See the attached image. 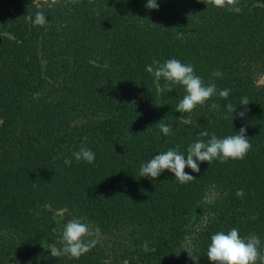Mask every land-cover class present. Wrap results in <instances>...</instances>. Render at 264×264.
<instances>
[{
	"label": "trees",
	"instance_id": "trees-1",
	"mask_svg": "<svg viewBox=\"0 0 264 264\" xmlns=\"http://www.w3.org/2000/svg\"><path fill=\"white\" fill-rule=\"evenodd\" d=\"M157 3L59 0L38 9L33 0H0V264H212L211 236L232 228L256 234L264 254V0H239L240 13L201 0ZM39 10L42 27L30 19ZM147 24L169 40L138 36ZM171 58L193 65L205 85L231 89L228 98L175 111L184 88L160 91L145 70ZM243 97L250 103L241 118ZM241 127L252 145L243 160L197 161L186 184L167 170L155 180L139 175L161 152L178 147L187 159L198 139ZM78 139L76 151L92 150L93 163L73 154L52 162ZM73 218L98 228L99 242L79 259L51 257L40 244L60 247Z\"/></svg>",
	"mask_w": 264,
	"mask_h": 264
},
{
	"label": "clouds",
	"instance_id": "clouds-1",
	"mask_svg": "<svg viewBox=\"0 0 264 264\" xmlns=\"http://www.w3.org/2000/svg\"><path fill=\"white\" fill-rule=\"evenodd\" d=\"M33 2L36 8L43 9L44 7H53L59 3V0H33ZM201 2L233 13L242 11L239 7V0H201ZM146 8L158 10L157 0H147ZM30 19L34 26L42 27L47 23L43 10L35 12L34 17ZM145 70L155 78L157 88L160 91L171 92L174 85H180L184 88L186 94L178 103L175 110L177 112H191L197 105H203L214 95L227 99L231 92V89L227 88L218 91L215 83L205 85L203 79L195 73L193 65L182 63L175 58L168 59L163 63L153 59L150 65H146ZM212 76L221 78L223 73L216 70ZM161 79L166 82L163 88L159 85ZM249 103L247 97L241 98L240 105L244 106V110L238 113L239 117L245 116ZM211 108L218 109L219 105L213 103ZM236 108L231 103L226 105L228 113L233 114L236 112ZM225 118L227 119V116ZM158 126L165 136L172 135L170 124L159 123ZM209 135L207 130H202L199 133L201 137H208ZM251 148L252 145L246 135L245 127H241L238 133L224 138H218L213 132L207 141L198 139L188 146L187 159H185L184 154L179 152L178 147L170 148L166 152L155 155L146 163H141L139 175L155 180L167 170L174 174L175 179L180 184H186L196 178L185 172V169L190 168L192 172L199 173L200 167L197 161L207 162L210 165L214 160H219L220 163H225L230 159L243 160ZM73 156L77 162L83 160L87 163H93L95 160V153L88 148H81L79 151L73 152ZM244 195L243 189H237V197L242 198ZM251 218L255 219V216ZM98 232V228L93 230L88 223L82 222L79 218H73L63 227L58 242L60 247L56 243L47 241L40 245L50 252L51 257L66 256L79 259L99 242L95 238ZM260 245L261 241L256 234L241 237L239 230L232 228L230 231H219L211 236L206 255L212 264H258V262L264 264V254H262ZM186 251L190 259L198 261L199 257L194 254L191 248L186 249Z\"/></svg>",
	"mask_w": 264,
	"mask_h": 264
},
{
	"label": "rangeland",
	"instance_id": "rangeland-1",
	"mask_svg": "<svg viewBox=\"0 0 264 264\" xmlns=\"http://www.w3.org/2000/svg\"><path fill=\"white\" fill-rule=\"evenodd\" d=\"M143 29L139 31V33L137 34L138 36H140L141 34V38H145L146 41L148 42H161L162 41H168L169 38L168 37H163L162 39L159 38L160 35H166V32L165 30L153 25V24H147L146 27H142ZM189 33L190 31H188L186 34V36H189ZM185 37V36H184ZM259 84H264V77H261L259 79ZM83 139H78L76 141L75 144L71 145L70 147L64 149L63 151L60 152V154L54 158L52 160V162H55V161H60V160H64V159H67L69 156H71L73 154V152L76 151V149L81 145V142H82ZM194 237V236H193ZM193 237L192 238H188V245L191 247L192 246V240H193ZM193 247V246H192Z\"/></svg>",
	"mask_w": 264,
	"mask_h": 264
}]
</instances>
